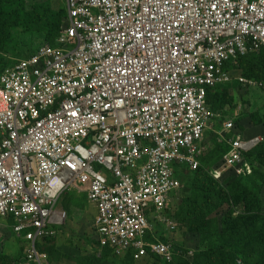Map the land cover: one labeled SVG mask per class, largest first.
<instances>
[{"label":"built area","instance_id":"1","mask_svg":"<svg viewBox=\"0 0 264 264\" xmlns=\"http://www.w3.org/2000/svg\"><path fill=\"white\" fill-rule=\"evenodd\" d=\"M58 1L56 43L0 73V225L23 239L18 264H42L36 245L67 218L59 199L80 189L96 252L171 261L172 244L154 237L176 231L177 173L210 149L208 89L264 48V0ZM236 118L213 130L230 147L209 171L217 181L251 175L247 155L264 142Z\"/></svg>","mask_w":264,"mask_h":264},{"label":"rangeland","instance_id":"2","mask_svg":"<svg viewBox=\"0 0 264 264\" xmlns=\"http://www.w3.org/2000/svg\"><path fill=\"white\" fill-rule=\"evenodd\" d=\"M11 2L16 5L18 0ZM21 4L22 6H6L7 12L4 16L14 11L21 20L24 18L20 12L22 8L23 12H26L35 4H46L51 12L61 17V25L57 30L53 18L52 24L37 28L12 27L10 24L1 26L0 73L16 60L27 57L36 46L54 45L64 30V7L60 1L24 0ZM263 65L264 51L241 58L231 71L233 80L209 91L207 104L214 118L210 122L209 132L205 134L206 144L210 142L207 137H214L213 130L217 129L219 122L229 118H249L251 125L264 126V79L261 78L263 72L260 70ZM238 76L256 85L249 91L245 89L240 92L238 84L232 83ZM219 156L218 150L212 151L201 160L198 167L202 171L209 170ZM262 160L264 161V158ZM185 176V183L183 181L185 191L181 201L175 205L176 211L173 214L179 229L167 234L166 238L172 241L176 249L185 247L194 251L191 264H264V165L258 166L254 176L249 180L247 178L240 182L225 178L216 181L215 194L197 190L205 183L203 178L197 179L195 174ZM220 186L224 187L226 197L219 194ZM250 192H254V195L251 196ZM193 205L197 207V211L206 215L205 221L212 225L206 222L198 223L197 212L192 217L186 213L189 206ZM58 207L66 211L67 218L53 236L46 238L42 245L37 246V250L44 255L42 264H160L150 263L151 261L135 263L109 252L103 254L96 252L91 242L96 212L81 190L66 191L55 208ZM230 212H233L232 216L229 215ZM252 216H259L260 221L251 222ZM12 225V220L1 221L0 255L7 256L10 263L0 259V264H18L21 257L20 247L24 248V245L19 246L22 238L18 239L14 234H9ZM197 226L201 233L195 231ZM234 230L235 233L229 234ZM218 246L231 252V259L222 263L221 256L217 255L215 261L210 260V253ZM234 259L239 260V263ZM178 264H185L184 260H180Z\"/></svg>","mask_w":264,"mask_h":264},{"label":"trees","instance_id":"3","mask_svg":"<svg viewBox=\"0 0 264 264\" xmlns=\"http://www.w3.org/2000/svg\"><path fill=\"white\" fill-rule=\"evenodd\" d=\"M23 1L24 0H18V3L16 5H14L11 2V0H0V27L4 26L6 24H10L12 27H20V26H22L24 28H37V27H40V26H43V25L52 24V19L55 18V21H54L55 28L57 30H59V27L61 25V17H59L56 13L51 12L50 7L48 5H46V4H39V5L35 4L33 7H31L30 11H26V12H23V8H22L20 10V12H22V15H23L24 18L21 19V20L18 17V13L14 12V11H12L10 14H8V16H4L6 14V12H7V7L6 6H22L21 2H23ZM9 11H10V9H9ZM64 18H65V12H64ZM36 47L33 49V51L30 54H32L34 52ZM261 51H264V48L261 49L258 52H261ZM258 52H255V53H258ZM251 54H253V53H251ZM248 55H250V54H248ZM248 55H246V56H248ZM246 56H244V57H246ZM244 57H241V58H244ZM241 58H239L237 60V62L240 61ZM235 65H233L232 67L234 68ZM260 70L263 72V75L261 76V78L264 79V65L260 67ZM232 83L238 84L240 92L244 91L245 89H246V91H249V90L252 89V86H253V85H249V86L244 87L237 80H235ZM212 89L213 88L208 89L207 95H208L209 91H211ZM235 123L241 130L252 129V133L253 134H259V133L264 134V126L263 125H257V124L254 125L253 122H252L253 125H251V120L249 118H245V119L236 118L235 119ZM217 129H219V126H217ZM207 140H210V145H211L210 149H209V151L207 152V154L204 157H200L199 158V162H201L202 159L206 158L212 151L218 150L220 156H219V159L217 160V162L215 163V165H213L210 168V169H212V168L216 167L218 165V163H220L222 155L225 152H227L230 149V147H229V145L226 142H218V140L216 139L215 135H214L213 138H211V137L207 138ZM263 147H264V142H262L258 147H256L251 153H249L247 155V160L251 163L252 169H253V172H252L251 175L247 176L246 178H237V177H234V176H229L227 178L234 179V180L242 182L243 179H247L248 178V180H249L252 176H254V174H255V172L257 170V167L264 165V161L262 160V158H264V151H262ZM210 169L206 170V171H202L198 167L194 171L186 170L183 173L182 172H178L177 173V175H178V177H179V179L181 181L182 187H181L179 193L177 194V197L174 198L172 210H171V212H169L170 216L172 218H173L174 211H176V206L175 205L178 202L181 201V199L183 197V194H184V191H185V188H184V185H183V181L185 183V177H186L185 175H193V174H195L197 179L203 178L205 180V183H203L201 185V187L198 188L197 190L202 191L203 193L204 192H212L213 194H215V190H216V187H217V182H216L217 180H215L213 177H211V175L209 173ZM199 182L200 181H198V183ZM255 187H256V185H255ZM208 188H210V189H208ZM210 190H212V191H210ZM218 192H219V194H223L225 197L227 196L226 191H225L223 186L219 187ZM250 195L253 196L254 192H250ZM257 202H258V200H257ZM195 212H197V215H196L197 219L196 220H198L197 221L198 223L206 222L205 219H204V217L206 215H204L200 211H197V207L195 205H193L191 207L189 206V208L186 210V213L189 216H191V217L193 215H195ZM232 214H233V212L229 213L230 216H232ZM173 220H174V218H173ZM250 220H251V222L254 221V222L258 223L260 221V217L259 216H252V217H250ZM206 224L212 225L210 222H206ZM199 225H201V224H199ZM177 229H179V227H177ZM195 231L197 233H201L202 232L198 228V226L196 227ZM235 232H236V230L231 231L229 234H233ZM216 234H217V231H216ZM148 237L150 238V235ZM159 239L162 242L169 241L168 238H166V235H163V234L159 235ZM45 240L46 239H44L43 241L38 243L36 245V247L39 246V245H42ZM91 242H92V244L95 243V241L93 239H91ZM169 242L172 244V247L174 249V257H173V259L171 261L161 260L157 256H147V257H144L141 260H133V257H132V255L130 253H126L125 255H123L121 257L123 259L128 258L129 260H132L135 263H138V262H147L148 263V261H151L150 263L158 262L160 264H178V262L180 260H184L185 264L186 263L187 264H191L192 263L194 251H191L190 249L185 248V247H183L182 249H179V248L176 249V247L172 243V241H169ZM107 252H109L111 254H114L112 252V250H110L108 248L103 249L101 253L103 254V253H107ZM20 253H21V257H20V259L18 261L22 260V258H23V250L22 249H20ZM188 253H190V255ZM217 255L221 256L222 263H225L226 260H229L232 257V253L231 252H227L225 249H222L221 246L216 247L210 253V260L215 261V257H217ZM0 259H3L7 263H10V259L7 256H5L4 254L0 255ZM235 261H237L236 263H239V260L236 259ZM182 263H183V261H182Z\"/></svg>","mask_w":264,"mask_h":264},{"label":"crops","instance_id":"4","mask_svg":"<svg viewBox=\"0 0 264 264\" xmlns=\"http://www.w3.org/2000/svg\"><path fill=\"white\" fill-rule=\"evenodd\" d=\"M233 69V68H232ZM232 69H231V71H232ZM208 105V104H207ZM215 130H217V129H215ZM80 190V189H79ZM82 191V190H81ZM84 196H85V194H84ZM60 200V199H59ZM93 209H94V207L92 206V205H90ZM58 229H60L59 227L56 229V231L58 230ZM55 231V232H56ZM157 234H159V233H157ZM153 238V237H152ZM154 238H156L158 241H160V242H162L161 240H159V235L157 236V237H154ZM19 263V262H18Z\"/></svg>","mask_w":264,"mask_h":264}]
</instances>
